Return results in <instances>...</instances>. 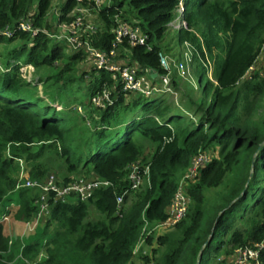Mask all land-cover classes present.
I'll use <instances>...</instances> for the list:
<instances>
[{"label": "trees", "instance_id": "obj_1", "mask_svg": "<svg viewBox=\"0 0 264 264\" xmlns=\"http://www.w3.org/2000/svg\"><path fill=\"white\" fill-rule=\"evenodd\" d=\"M36 1L39 12L34 24L48 28L43 15L52 0ZM183 2L187 28L175 30L172 39L179 45L187 40L194 46L193 61L199 60L204 48L213 59L215 81L202 64L206 81L194 99L184 96L168 101L162 93H127L131 97L126 99L113 85L112 72L93 66L80 74L89 77L86 102L104 84L112 89L113 101L100 105L96 117L91 115V127L79 125L84 114L75 110L72 118L56 109L53 102L60 98L52 91L44 92L49 100L34 92L37 82L45 80L42 75L27 80L19 72L21 65L49 66L61 61L59 92L74 79V65L86 59V54L68 50L57 41L49 45L52 39L43 31L32 36L17 28L16 20L26 15L32 0H0V44L17 38L23 41L0 61V202L17 184L19 159L30 161L49 148L62 158L58 168L81 172L91 166L94 174L112 182L95 189L86 201L53 203L43 225V239H20L15 253L0 221V264L129 263L142 229L165 219L178 181L199 151L210 153V160L187 185L190 202L186 215L158 235L160 250L151 264H229L222 253L231 254L236 247L264 237V71L246 76L264 46V0ZM73 3L66 0L62 9ZM178 3L113 0L96 9L102 31L91 42L104 49L111 46L110 29L117 13L127 20L138 19L151 45H130L127 62L161 72L158 51L163 49ZM7 25H12L9 36L4 33ZM124 46L129 44L124 42ZM22 53L23 62L19 61ZM174 74L171 82L176 89ZM121 124L122 135L113 139L111 131ZM136 133L154 145L145 163L149 167L147 184L126 192L118 206L116 196L128 186L129 165L142 150L133 138ZM44 173L40 160L32 163L31 177L40 179ZM209 189L214 191L206 195ZM33 190L38 194L37 189L18 187L24 221L37 211V194L28 195ZM91 208L97 213L93 220ZM260 257L264 263V252Z\"/></svg>", "mask_w": 264, "mask_h": 264}, {"label": "built area", "instance_id": "obj_2", "mask_svg": "<svg viewBox=\"0 0 264 264\" xmlns=\"http://www.w3.org/2000/svg\"><path fill=\"white\" fill-rule=\"evenodd\" d=\"M112 1L74 0L73 5L66 10L62 9L65 3L63 2L57 8L54 7L52 11L48 9L44 13L43 17L48 24V28L45 25L34 24V19L39 12L38 2L35 1L28 9L26 15L16 20L15 25L32 36L43 31L52 40L63 43L68 50L83 51L87 58L92 60L93 66L112 72L114 77L113 85L118 86L125 94L131 93L145 96L157 93L176 94V89L171 82L172 74L176 73L181 77H185L189 73V64L193 61L194 46L185 40L181 44L182 48L177 57L164 53L162 50L158 51L159 65L162 68L161 72L140 67L136 63H128V60L126 61L120 55L128 54L130 45L144 44L150 48L151 44L148 42V35L140 26L138 19L127 20L121 17L119 13L115 14V24L110 29L113 33L111 46L108 49L95 46L91 42V38L102 31V26L98 21L93 23L86 20L87 13L93 12L97 18L96 9L107 6ZM185 13L186 6L183 0H179L176 15L170 22L171 29L180 30L187 28ZM4 33L9 36L12 33V25H7ZM124 42H127L129 46H124ZM199 57V60L207 68V75L215 81L212 77L213 59L204 48L203 54H199ZM111 92L112 89L104 84L100 92L91 96V103L95 105L112 103ZM82 106V104H78L76 108L81 112ZM87 121L89 122V120ZM210 157V153L206 151H199L192 157L186 174L177 184L167 209V215L165 219L158 222V225L165 229H172L186 215L190 202L186 184H188V180L193 181L196 179L200 168L210 160ZM19 160L21 162V159ZM148 172V165H144L140 160L130 163L127 173L128 186L121 194L116 196L118 206L122 204L124 194L137 189L142 178L146 177ZM110 185H112V182L99 176L63 180L57 173L52 171L48 172L43 180L26 177L23 182H18L16 187L34 188L38 190V194L35 199L37 211L32 219L25 222V229L32 230L41 216L49 214L53 203L57 201H72V197L86 201L92 196L95 189ZM6 217V214H4L1 219ZM262 252H264V237L252 244L236 247L232 253V264H264L260 257ZM28 264H34V262H28Z\"/></svg>", "mask_w": 264, "mask_h": 264}, {"label": "rangeland", "instance_id": "obj_3", "mask_svg": "<svg viewBox=\"0 0 264 264\" xmlns=\"http://www.w3.org/2000/svg\"><path fill=\"white\" fill-rule=\"evenodd\" d=\"M36 0H32V4L35 3ZM66 0H52V4L49 7L50 11L53 10L54 7H58L59 4L61 5L63 2ZM31 4V5H32ZM54 17V16H53ZM55 19V17H54ZM86 20H89L91 22H96L97 18L93 12L87 13ZM176 31L173 29H169L168 33L163 38V49L162 51L164 53H167L171 56H178L182 46L181 44L179 45L178 43H175V41L172 39V35ZM23 41L19 38L13 40L9 44H0V61L2 58L5 56L6 53H9L17 44L22 43ZM31 42V40H30ZM29 42V43H30ZM54 40H51L49 45L54 43ZM8 51V52H7ZM122 58H124L126 61L129 59L128 55H120ZM25 59V53H22L21 57L19 58V61L23 62ZM129 61V60H128ZM74 66H76V72L74 73V79L66 85L65 88H62L59 92L57 91L59 85L62 82V78L58 74L60 69L63 67V62L58 61L54 62L53 64L49 66L45 65H39L37 67H34L33 65H21L19 68V72L22 77L26 78L27 80H31L37 76L42 75V77L45 78L43 82H37V88H35L36 91L35 93H38L39 95H42L44 98H48L45 94V91H52V93L55 95H58L60 100L58 102H53V105L55 106L56 109H60L63 111L68 112V115H72V118L74 115L76 116V112L84 114L86 117L84 120L80 119L79 120V125H89L92 127V119L91 115L93 114L94 117H96L99 113V109L101 108L100 105L103 106V104L95 105L91 103L86 102L88 100V83H89V77L87 76H80L82 74V71H90L93 67V62L91 59L86 58V59H81L79 62H76ZM134 63V62H133ZM22 69V70H21ZM264 71V46L256 59L255 63L253 66L250 67L249 71L246 73V76H248L251 72L253 71ZM73 71V72H75ZM88 75V74H87ZM59 76V77H57ZM89 76V75H88ZM176 85L178 87L176 88V94H171V93H164L162 94L164 98L168 101H179L181 97L185 98L186 97H191V98H196L197 96L200 95V88L199 86L203 85L206 81V76L202 72V62L200 60L192 61L189 64V73L186 74L185 77H181L178 74H174ZM92 77V76H91ZM135 96V95H134ZM131 95L126 94L125 98L129 99ZM80 101H84L85 103H80ZM78 104H82L83 108L82 111L80 112L76 106ZM111 104V103H110ZM105 106V105H104ZM98 107V108H97ZM97 108V109H96ZM188 115V113H187ZM71 118V117H70ZM89 120V122L87 121ZM124 130L123 125H118L113 128L111 131L112 133V138L116 139L118 135H122V132ZM134 140L138 141V143L141 145V154L136 160H140L141 163L145 165L147 163V160L149 159L154 145L150 143L148 140L141 138V136L136 133L134 135ZM111 139V137H110ZM39 146V145H36ZM34 146L33 148H35ZM78 153L82 152L81 149H76ZM211 155V154H210ZM40 160L43 163V166L45 168V173L41 180L45 178V175L48 172H55L57 175L62 178L63 180L65 179L64 177L67 176V179H78V178H92V177H97L96 174L91 170V166L85 167L84 169L81 170V172L71 171L67 172L64 169L58 168L59 165L62 163V158L55 153L54 148H49L45 149L42 151L41 154L37 158H34L30 161H26L24 158L21 160L20 165H21V170L18 174L17 177V182H23V180L27 178L34 179L33 177L30 176V170L32 168V163L37 162ZM84 160V159H82ZM91 165V163L89 164ZM64 168V166H63ZM186 174V172L180 177V179ZM179 179V180H180ZM188 184L192 181L188 180ZM195 180H193L194 182ZM179 182V181H178ZM147 184V177L142 178V181L140 185L137 187V189H141L142 187ZM186 184V185H188ZM18 187L15 186V188L10 191L7 195L6 198H4L0 202V221H2L3 227H4V232L7 234V239L9 240L8 243H11L10 248L12 247V251L15 253L17 248H16V243H20V239L22 240V234L24 235V240L29 241L35 238H38L40 240L43 239V225L47 220L48 215L46 216H41L37 223L34 225V228L32 230L25 229L26 221H24V217L22 216V209L19 203V194H18ZM214 189H209L206 191V195H210ZM37 192L30 191L29 196H34L36 195ZM36 199V198H35ZM34 199V200H35ZM73 200H76L75 197H72ZM72 200V201H73ZM169 207V204L167 206V209ZM6 214V218L1 219L2 215ZM97 217V213L91 208V215L90 218L93 220ZM33 218V217H32ZM31 218V219H32ZM35 219V218H34ZM171 229H165L158 225V223H155L151 227H146V229H142L141 235H140V240L138 241L136 247H135V254L132 258V260L127 263V264H151V260L153 258L154 254H157V252L160 250V244L158 243L157 237L160 234H164L167 231ZM26 233V235H25ZM149 237V240H148ZM14 243V244H13ZM143 255H146V259L149 261H146V259L143 257ZM222 256L225 257L226 262L229 264H232V257L233 254H227L224 255L222 253ZM15 262V261H14Z\"/></svg>", "mask_w": 264, "mask_h": 264}, {"label": "crops", "instance_id": "obj_4", "mask_svg": "<svg viewBox=\"0 0 264 264\" xmlns=\"http://www.w3.org/2000/svg\"><path fill=\"white\" fill-rule=\"evenodd\" d=\"M3 228H4V227H3ZM25 235H26V233H25ZM24 238H25V237H24V235L22 234V240H23V241H24Z\"/></svg>", "mask_w": 264, "mask_h": 264}, {"label": "water", "instance_id": "obj_5", "mask_svg": "<svg viewBox=\"0 0 264 264\" xmlns=\"http://www.w3.org/2000/svg\"><path fill=\"white\" fill-rule=\"evenodd\" d=\"M154 75V73H152Z\"/></svg>", "mask_w": 264, "mask_h": 264}]
</instances>
